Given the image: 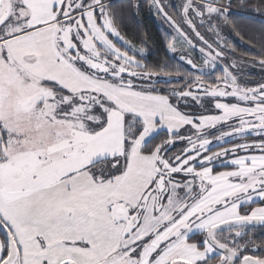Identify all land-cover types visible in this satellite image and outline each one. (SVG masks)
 <instances>
[{
  "label": "snow or ice",
  "instance_id": "obj_1",
  "mask_svg": "<svg viewBox=\"0 0 264 264\" xmlns=\"http://www.w3.org/2000/svg\"><path fill=\"white\" fill-rule=\"evenodd\" d=\"M234 10L264 0H0V264H264V24Z\"/></svg>",
  "mask_w": 264,
  "mask_h": 264
},
{
  "label": "trees",
  "instance_id": "obj_2",
  "mask_svg": "<svg viewBox=\"0 0 264 264\" xmlns=\"http://www.w3.org/2000/svg\"><path fill=\"white\" fill-rule=\"evenodd\" d=\"M123 0H112L113 4L119 5ZM238 2V0H234ZM234 16L237 21H239L245 30V35L250 34L249 30H258L261 24H264V17H261L258 14H254L247 11L234 10ZM127 27L125 29L129 34L144 31L151 35L152 40L155 41L154 45H151V50L148 53V63L155 64L159 60L165 57L166 51L162 43L165 33H170L166 29L157 25L156 21L150 16V14L145 9L141 16L133 17L130 20L125 21ZM230 37L229 40L236 46L238 49L237 55L240 52H255L256 49L251 48L249 45L240 41V39L235 36L230 29H227ZM248 79L251 82H254L256 79H259L257 75L249 74ZM225 170V169H218Z\"/></svg>",
  "mask_w": 264,
  "mask_h": 264
},
{
  "label": "rangeland",
  "instance_id": "obj_3",
  "mask_svg": "<svg viewBox=\"0 0 264 264\" xmlns=\"http://www.w3.org/2000/svg\"><path fill=\"white\" fill-rule=\"evenodd\" d=\"M177 2V0H173V3L175 4ZM157 23L158 26L166 29L168 32H171V30L168 28L167 24L163 23L162 21L156 19L154 16L150 15ZM226 35L228 36V39L230 37V34L228 32V30H226ZM170 55V54H168ZM243 72H246L248 74H254V75H257L259 78L261 77V72H260V69L258 68H252V67H244L242 69Z\"/></svg>",
  "mask_w": 264,
  "mask_h": 264
}]
</instances>
